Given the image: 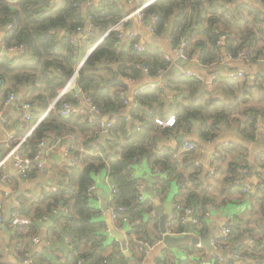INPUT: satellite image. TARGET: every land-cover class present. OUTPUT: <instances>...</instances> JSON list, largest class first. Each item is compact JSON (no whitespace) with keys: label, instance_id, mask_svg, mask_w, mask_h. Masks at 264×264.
<instances>
[{"label":"trees","instance_id":"trees-1","mask_svg":"<svg viewBox=\"0 0 264 264\" xmlns=\"http://www.w3.org/2000/svg\"><path fill=\"white\" fill-rule=\"evenodd\" d=\"M129 1L0 0V31H5L6 27L11 25L5 31V46L9 49L26 47L31 54L30 64L27 66L39 71L40 77L45 80V84L38 87L40 91L34 100L27 101L33 106L31 123L38 121L51 104H55V109L58 111L62 110L65 101L80 104L79 95L74 89L59 98L60 88L67 84L79 66L81 68L77 83L82 93L90 98L103 115H109L111 120H115V124L108 130L113 135L109 145L110 151L103 145L91 146L92 138L85 142L86 152L75 150L80 159L77 165L67 166L64 169L67 184L57 193L46 194L50 200L48 210L39 212L35 217L51 216L62 205L72 209V213L65 216L61 211L57 219L60 228L68 232L74 243V248L70 249L66 256L67 261L63 264H80L81 259H85L89 264L129 263L130 257L122 250L120 241L114 239L108 242L110 234L107 232L108 224L103 210L94 205L95 200L98 199L97 191H91L90 186L96 182V173L107 171L117 187L114 202L118 206L125 207L118 224L129 226L131 233L149 242H152L151 226L159 228L157 218L150 216L155 204L147 199H138L140 191L137 183L140 176L138 174L137 177L132 176L131 171V167L136 168L142 158L153 159L152 169L161 175L156 188L162 197H168L174 182L179 184L180 192L176 196V218L172 219L169 226L172 230L175 224H181L179 231L185 229L184 223L179 219L187 207H194L195 215L200 217L203 224L205 220L200 215L203 210L198 208L205 207L210 201L208 199L213 197V195H202L195 190L182 196V190L187 187L189 181L196 187L205 186L201 177L202 167L192 162V152H181L176 155L177 148L187 142L186 140L180 142L177 147L161 148L159 155L155 153V147L158 145V138L163 135L168 137L175 136L180 131L191 132L197 121L202 124L200 128L202 138L210 141L219 134L223 125H229L230 107L223 101L213 84H208L206 80L196 75H182L170 80L163 89L138 92L134 97L133 105H130V102L126 103L130 99L128 96L122 97L121 91L125 92L127 89L128 80L144 76L138 65H146L151 76H154L159 68L169 67V61L165 59L163 51L152 49L150 46H145L142 52L136 51L132 42L124 43L119 33L111 30L115 24L130 14L126 7ZM261 1L264 3V0ZM197 2V0H156L145 7V12L147 16L152 13L157 14L158 18L153 24L156 33L163 32L169 25L172 26V43L175 47H179L184 42L188 44L189 33L194 30L191 26L194 23L191 9ZM252 10L260 15L261 9ZM214 21L215 19L212 18L211 22ZM197 22H200L199 17ZM68 32L70 34H67ZM88 32L90 34L86 38ZM207 32L212 39V45H208L205 41L196 43L201 51L199 62L202 65L215 62L219 58L215 46L220 44V37L225 33L223 31L216 33L213 28H209ZM101 37L103 39L98 43ZM89 52L91 53L88 56ZM187 53L192 57L191 52L187 51ZM103 63L107 73L118 71V77L105 76L100 67ZM113 64L116 67H113ZM28 77V75L23 76L20 80ZM2 78L1 75L0 79ZM225 80L228 82V90L236 89L237 84L226 77L218 76L215 79L216 82H225ZM168 89L171 93L167 92ZM8 92L10 91L6 93ZM169 97L172 98L171 101L176 98L191 100L192 105L186 108L180 102L177 106L169 105L168 111H165ZM158 105L160 108L157 107ZM84 109L85 113L73 114L63 119L54 114L48 115L50 111L25 139L23 151L33 157L38 151L39 140L48 137L50 132H60V129L65 127V123L77 124V127L85 132L92 129L96 133L100 131L99 121L95 120L93 124L89 121L90 106L85 105ZM171 112L176 118L173 125L163 126L157 122V119L167 120ZM255 121V119L252 121V136H256ZM180 156L183 157L187 173L178 170ZM36 171L38 170L33 169L29 176H34ZM177 204L180 207H177ZM21 211L23 214L28 213V206L24 204ZM35 218L32 217L37 226L38 222ZM124 218L129 219L130 222L126 224ZM63 219L66 220L64 223H62ZM135 246L136 243L130 241V250ZM255 246L259 247V244L252 246V254L256 249ZM193 247L197 248L196 245ZM45 260L48 259L43 254L39 255L38 261L41 264H45ZM157 262L165 264V260L161 258H158ZM213 264L223 263L219 262V258H215Z\"/></svg>","mask_w":264,"mask_h":264},{"label":"crops","instance_id":"crops-1","mask_svg":"<svg viewBox=\"0 0 264 264\" xmlns=\"http://www.w3.org/2000/svg\"><path fill=\"white\" fill-rule=\"evenodd\" d=\"M122 1L125 2L126 0ZM149 1L152 0H130L129 3L127 2L126 7L131 14L143 3ZM197 1L195 7L191 9V16L194 17V23L191 26L194 30L189 33L187 39V51L191 52L193 59L190 62L182 60L178 50L174 49L175 46L171 39V25L163 32L156 33L152 30L149 17L141 21L135 15L125 25V32L127 36L132 32L138 33L142 37L145 46L163 51L165 55L170 54L178 60L177 65L166 69L164 74L165 83L186 75L182 74L184 70H192L195 72L196 77L206 80L210 85L213 84L219 91L223 101L230 107L228 109L230 112L229 125H223L218 132L219 134L210 142L202 138L200 129L202 124L197 121L191 132L180 131L175 136L168 137L163 135L158 138V145L155 147L157 155L161 153V148L177 147L180 144L178 142L180 133L185 135L183 141L197 143L198 147L189 152H192V162L196 160L201 162L198 167H202L201 177L205 186L203 188L201 186L196 187L189 181L187 187L182 190V196L188 195L193 190L202 195H213L212 199H208L210 201L205 204V207L198 208L206 211L208 206L212 205L213 207L210 209L212 215L209 220L204 221L201 227L195 226L189 220L183 224L185 229L182 231L178 230L181 224L173 225V230L169 228L176 210V196L180 192L179 184L174 182L168 197H162L156 188L161 175L153 171L151 165L153 159L142 158L134 168L137 174L146 182L145 199L155 204L154 211L151 212L150 216L157 218L159 228H155L154 225L151 226L153 232L151 239L153 243L157 244L149 254L141 255L137 250H134L137 241L133 239V236L139 237V235L131 233L129 226L124 227L129 243L130 241L136 243L133 250H130L129 247L131 255L128 264H151L153 260L158 258L165 260V264L166 262L169 264H213V259L207 257L204 250L198 247L194 248L192 244L167 248L162 242L158 243L164 236L161 228V215H167L166 227L168 231H173L171 235L174 236L188 234L195 236V233H197L203 234V237H212L223 225L228 224L233 228V235L222 256L234 260L236 264H264V20L261 21L259 13L252 10L254 9L252 6L259 4L255 9L264 11V3L260 0H255L254 3V0ZM198 17L200 22H197ZM212 18L215 19V25L214 22H211ZM209 28H213L216 33L223 31L228 37L222 40L218 46H215V52L219 58L215 62L202 65L199 62L201 51L196 43L205 41L208 45H212V39L207 32ZM4 35L3 32V38ZM0 44L3 46L1 37ZM239 49H246L249 57L240 60L235 58V53ZM10 52L9 55L0 54V76H3L0 79V156L7 153V148L4 145V139L7 136H14L19 139L24 136L28 137L32 133L30 132L31 125L24 122L25 110L23 105L27 101L34 100V97L40 91L38 87L45 84V80L42 76L40 77L39 71L27 66V64H30L31 54L26 47L10 50ZM100 67L105 76L116 78L119 75L118 71L107 73L104 63ZM113 67H116L115 64H113ZM235 71H242L244 76L234 81L237 86L233 91L228 90L226 80L225 82L211 80V75L216 72H219L221 77H225L224 73ZM26 75L29 76L27 79L20 80L21 77ZM157 81L158 79L153 76H142L134 81L129 79L125 92L130 102L134 103L135 93L142 85ZM254 81L255 84H253ZM62 89L63 87L60 88L59 94ZM7 91L10 92L6 93ZM13 92L16 94V99L10 104H6V98ZM167 92H170V90L168 89ZM171 99L170 97L167 99L168 103L166 106L164 105L165 111H168L169 105L177 106L180 102L186 108L192 105L191 100L176 98L171 101ZM16 100L18 101L14 103ZM85 105L89 106L86 101H83L82 107L84 108ZM157 107L160 108V105ZM48 110L42 116L46 117L49 113ZM171 113L170 116L173 115V112ZM50 114L62 119L72 116H63L56 109L48 115ZM253 119L256 120V136L251 135L253 134ZM93 130L85 132L80 130L77 124L65 123V127H62L60 132H50L47 137V144L57 143V147L48 151L47 148L44 149L45 166L36 171L34 176H29L27 179L18 175L10 163L11 173L14 177L9 183H3L0 186L4 214L9 215L10 211L15 208L16 201L21 202V210H23L24 204L28 206L29 211L24 215L27 214L31 218H35L39 212H46L50 200L46 196L47 192L44 186L49 182H57L65 177L63 171L67 166H70V157L66 153L68 147L74 150L71 155L75 154V150L86 152L85 142L92 138L91 146L103 145L110 151L109 145L113 140V135L108 130H100L97 133ZM47 152L48 155H46ZM180 157L178 170L181 173H187L188 170L184 166L183 157ZM107 175L108 173L105 170L95 174V181H98L96 190L98 199L95 200L94 205L103 210L105 220L106 212L101 207V199L103 194L108 197L110 194V187L105 181ZM150 178L155 180L153 187L149 186ZM244 184L253 188L259 187L258 191L255 194L245 193L242 189ZM157 201L160 204H157ZM159 205L162 207H159ZM108 206L112 211L114 203L110 200V197ZM64 207L66 206H59L58 212L54 211V214L49 216L47 221L35 218L38 222L37 226L32 222L26 233L16 235L8 220L1 223L0 264L13 262L26 264L17 259L15 253L17 246L20 247V254H24L25 248L29 247V255L35 259L36 264H41L38 261L41 254L48 259L45 260V264H63L66 262V256L72 249L71 244L67 242V237L70 235L60 228L57 223L61 211L64 216L67 215L63 211ZM65 219L62 223L66 221ZM33 235H40L41 241L33 243ZM114 239L116 240L110 232L108 242L110 243ZM257 244H259V247L255 246L256 249L252 254L251 248Z\"/></svg>","mask_w":264,"mask_h":264},{"label":"built area","instance_id":"built-area-1","mask_svg":"<svg viewBox=\"0 0 264 264\" xmlns=\"http://www.w3.org/2000/svg\"><path fill=\"white\" fill-rule=\"evenodd\" d=\"M155 1L156 0H152V1H149L147 3H143L141 6L138 7L137 10H135L133 13L126 16L124 19H122L117 24H115L111 29V30H113V31L115 30L119 33V36L121 37V39L124 43L132 42L133 47L136 51H139V52L144 51L145 45H144L143 39L138 33H135V32H132L129 36H127L126 32H125V25L127 24V22L129 21V19L132 16L136 15L141 21H143L147 17H149L150 18V25H151L152 30H153V24L157 20L158 16L155 13H152L151 15L147 16V14L145 12V7L148 6L149 4H152ZM254 2H255V0L253 1V3ZM258 5L259 4L252 6V7H254V9H255V8H257ZM260 20L261 21L264 20V11L263 10H261V12H260ZM10 27H11V25H8L6 27V30H7V28H10ZM5 31L4 30L0 31V37L2 39L3 46H5V39L3 38V32L5 33ZM88 34H90V33L88 32L86 34V38L89 37ZM226 37H228V35L226 33L222 34L220 37L219 43H221L222 40H224ZM102 39H103V37L100 38L98 43ZM187 46H188V44L184 42L178 48L175 47L174 49L178 50L179 56L181 57L182 60H184L185 62H187V61L190 62L193 59L187 53ZM18 48H21V47H13V48H10V50H15ZM248 57H249V53L247 52L246 49H240L238 51V53H236V55H235V58H237L239 60L240 59H247ZM165 59L167 61H169V67H172V66L178 64V60L173 58L172 55H170V54H166ZM138 67H140L142 69L144 76H151L150 70L146 65H138ZM80 68H81V66H79L76 69L75 74L69 79L67 84L63 87L59 98L61 96H63L64 94H66L68 91L74 89L75 85L78 84L77 78H78V72H79ZM165 71H166V69L159 68L157 73L153 76V77L157 78L158 81L157 82H149L145 85H142L138 89V91L135 93V95L138 92H144V91L151 90V89H163L166 85V83L163 80ZM182 74L193 76V75H195V72H193L192 70H184V71H182ZM223 75L228 80L237 81L244 76V73L242 71H235V72H226ZM218 76H220L219 72L212 74L211 80L212 81L215 80ZM132 80L134 81L135 79H132ZM253 84H255V81L253 82ZM121 95H122V97H125V96H127V93L121 91ZM15 99H16L15 92L10 93V95L5 100V103L10 104ZM79 99L81 101L80 104H73V103L65 101L63 103L62 110H60L61 114L63 116L68 117V116H71L73 114L85 113V109L82 107V102L86 101L87 104L90 106L91 116L89 118V121L91 124H93L95 120L99 121V126H100L102 131L109 130V128L115 124V120H113V119L112 120L110 119L108 121H104V120L98 119L96 117V115H99L102 113L97 109V107L95 105H93V103L89 97L79 96ZM129 102L130 101L127 100L126 103H129ZM137 103L138 102H136L135 105H137ZM130 105H133V104L130 102ZM23 108L25 110L24 122L26 124L31 125L30 132H33V130L38 125V123L45 116H42L38 121L31 123L32 118H33V116H32L33 106L29 102H26V103H24ZM54 109H55V104H51L48 112H50ZM175 121H176V118L174 115H171L167 120L157 119V122L161 125H164V126L173 125L175 123ZM26 138L27 137L24 136V137H21L19 139H16L14 136H7V138L4 139V145L7 148V153L5 155L0 156V186L3 183H9L12 180V178L14 177L13 174L11 173L10 163H11L12 168L15 170V172L18 175L27 179L29 177L30 172L33 169L39 170L45 166L44 149L47 148V151H48L49 149L53 150L57 147V143H52V145H48L47 144V142H48L47 137H44V138L39 140L38 151L32 157L23 151V144H24V141ZM197 147H198V145L195 142H185L182 146L177 148L176 155L181 153V152L192 151V150L196 149ZM66 153L69 154V157H70V161H69L70 166L77 165L79 163V159H80L79 155L76 153L71 155V148L70 147H68L66 149ZM46 155H48V152ZM194 163L198 166L201 165V162L198 160H196ZM131 171H132V176L137 177V172H136V169L134 167H131ZM105 181L110 187L109 197H110V200L114 203L113 210L116 209V212H113L111 215L112 221L118 230H124L125 229L124 226H120L118 224V222H119L120 218L122 217L121 214L125 211V207L118 206L115 204L114 201H115V196L117 193V187L109 175L106 176ZM66 184H67V179H66V177H63L57 182L47 183L44 186V189L47 193H57V192L61 191L62 187ZM97 187H98V181H96L95 183H93L90 186V190L95 191V190H97ZM137 188L140 191V195H139L138 199L139 200L145 199V191H146L147 186H146V182L141 177L138 180ZM258 188L259 187L253 188L252 186H249L246 184H244L242 186V189L245 191V193H248V194H255L258 191ZM21 207H22L21 202L16 201L15 208H13V210L10 211L9 215L6 216L4 214L3 202H2V199L0 197V224L5 223L8 220L10 223V226L13 228L14 233L16 235L21 234V233H26L29 230V228L33 222V219L31 217L24 215L21 212ZM177 207H180V206L177 204ZM212 207H213L212 205H209L206 211L203 210L202 211L203 213H200V215H202L204 220L207 221L210 219V217L212 215V212L210 211V209ZM55 211L58 212V208ZM63 211L66 214H68L71 212V209L69 207H64ZM173 218H176L175 214L173 215ZM48 219H49L48 215H45L43 218H38V220H43V221H47ZM189 220L192 221L194 223V225L197 227L202 226V220H200L199 216L195 215L194 207L185 208L184 213L182 214V216H180V219H179V221L182 223H186ZM123 221L126 224H128L130 222V220L127 218H124ZM107 232L110 234L109 228H107ZM167 232L170 234L173 233L172 230H169V231L167 230ZM197 235L199 238H202L204 236L203 234L195 233V236H197ZM232 235H233L232 226L225 224L219 229V231L217 233H215L212 236L211 242H212V245L215 249V252L211 253L200 242L197 243V247L204 250V253L207 255V257L212 258L213 260L215 258H219V262H221L223 264H236L234 260H231V259L229 260V258L227 259L226 257L222 256L223 251L225 249H227V247L229 245V241H230V238L232 237ZM133 239H135L137 241V246H136V249H134V250H137L138 253H140L141 255L149 254L155 248V246L157 244V243L149 242L147 240L139 239V237H136V236H133ZM40 241H41L40 235H33V237H32L33 243H39ZM67 242L69 244H71L72 248H74L73 239L71 236L67 237ZM160 242H162V240H160L158 243H160ZM15 251H16L15 253H16L17 259H19L22 263L36 264L35 259L31 258L29 255L30 254V248L29 247L25 248L24 254H20L21 252H20L19 246H17L15 248ZM236 256L239 257L238 254H236ZM213 260H212V262H213ZM79 263L80 264H89V263H87V261L85 259H81ZM10 264H16V263L13 262ZM151 264H158V262H157V260H153Z\"/></svg>","mask_w":264,"mask_h":264},{"label":"water","instance_id":"water-1","mask_svg":"<svg viewBox=\"0 0 264 264\" xmlns=\"http://www.w3.org/2000/svg\"><path fill=\"white\" fill-rule=\"evenodd\" d=\"M67 34H70V33L68 32ZM10 53L11 52H10L9 48L3 47L0 44V54L9 55ZM90 53L88 54V56L90 55ZM163 80H165V79L163 78ZM74 90L76 92H78L81 97L83 96V93H82V91H81V89H80L78 84L75 85ZM17 101L18 100H16L14 103H16ZM96 117L98 119H102L104 121H108L110 119L109 115H103V114L96 115ZM184 139H185L184 133H180L179 138H178V142H181ZM149 181H150L149 186L153 187V184H154L155 180L150 178ZM108 204H109V197L103 194L102 195V199H101V207L106 212V215H105L106 216V221H107V224L109 226L111 235H113L116 239L121 241L122 250L124 251V253L127 256H130L131 253H130V250H129V241H128V238H127V235H126V232H125L126 230H124V231L123 230H118L115 227V225H114V223L112 221L111 215H112L113 212H116V209L111 211V209L109 208ZM157 204H160V202L157 201ZM159 207H162V206L159 205ZM159 207H158V209H159ZM158 212H160V211L158 210ZM167 219H168L167 215H161V222H162L161 228H162V232L164 234L163 239H162V243H163V245L165 247H167V248H177L179 246L186 245V244L197 245V243L200 242L211 253L215 252V249H214V247L212 245V242H211V240H212L211 236H206V237L199 238L197 236H191L189 234L188 235H183V236H174V235H171L170 233H168L167 232V227H166Z\"/></svg>","mask_w":264,"mask_h":264},{"label":"rangeland","instance_id":"rangeland-1","mask_svg":"<svg viewBox=\"0 0 264 264\" xmlns=\"http://www.w3.org/2000/svg\"><path fill=\"white\" fill-rule=\"evenodd\" d=\"M164 126V125H163ZM131 235V234H130ZM74 244V243H73Z\"/></svg>","mask_w":264,"mask_h":264}]
</instances>
